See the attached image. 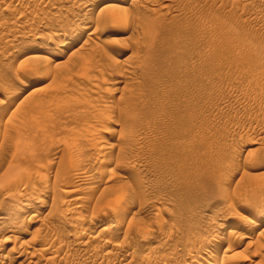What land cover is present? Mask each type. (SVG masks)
<instances>
[{
    "label": "rangeland",
    "instance_id": "1",
    "mask_svg": "<svg viewBox=\"0 0 264 264\" xmlns=\"http://www.w3.org/2000/svg\"><path fill=\"white\" fill-rule=\"evenodd\" d=\"M132 1L0 0V176L21 148L34 174L0 183V264H190L210 240L227 263L264 264V0ZM113 4L130 21L103 34ZM85 123L100 157L79 153Z\"/></svg>",
    "mask_w": 264,
    "mask_h": 264
},
{
    "label": "bare ground",
    "instance_id": "2",
    "mask_svg": "<svg viewBox=\"0 0 264 264\" xmlns=\"http://www.w3.org/2000/svg\"><path fill=\"white\" fill-rule=\"evenodd\" d=\"M138 1H139V0H133L132 3H131V5L133 6V4H137ZM113 3H114V2H113ZM110 4H111V3H110ZM148 4H149V3H148ZM113 5H114V4H113ZM113 5H105L104 7H102V8L100 9V11H98L99 14H101V13H102V14H103V13L109 14V16L107 17V21H106V22H104V18L101 17V18H102V21H103L105 24L108 23V25L105 26V27H106V28L104 29L105 31H104V30H103L104 32L101 31V32H103V34L106 33V32H113V31L115 30V28H117V27H119V29H120V26H119V25H122V27H123V24H125V23L127 22L128 17H127V19L124 18L123 20H121V19H119V17H118V18L116 17V16H118V15H115V14L113 15V14H112L113 12L115 13V11H114V9H113V7H115V5H114V6H113ZM131 5H130V6H131ZM149 5H150V4H149ZM150 6H151V5H150ZM150 6H149V7H150ZM116 8H117V7H116ZM164 8H165V7H163V9H164ZM166 8H167V7H166ZM166 8H165V9H166ZM142 9H143V7H142ZM145 9H148V7H147V8H144L143 10H145ZM167 9H168V8H167ZM112 10H113V11H112ZM115 10H116V9H115ZM101 11H102V12H101ZM130 11H131V10H130ZM148 11H149V10H148ZM100 12H101V13H100ZM132 13H133V11H132ZM110 14H112V15L110 16ZM128 14H129V13H128ZM136 14H137V13H136ZM136 14H135V15H136ZM138 14H139L140 16H139V18L137 19V25H140V26L142 27V29H144V31H145V36H146V43H147V44L145 43V45H148V43H150L151 40H152V37H153V34H154V27H156V25H155L154 22H152V21H150V20L148 19L147 15H146V12H144V11H140V12H138ZM97 15H98V14H97ZM132 15H133V14H132ZM132 15H131V16H132ZM135 15H134V16H135ZM128 16H129V15H128ZM134 16H132L131 18L135 20L136 18H133ZM99 17H100V16H99ZM129 17H130V16H129ZM96 19H97V18H96ZM96 19H95V20H96ZM129 19H130V18H129ZM129 19H128V20H129ZM95 20H94V22H95ZM105 20H106V19H105ZM98 21H99V20H98ZM119 21H122V23H120ZM129 21H130V20H129ZM135 21H136V20H135ZM135 21H134V22H135ZM103 22H102V23H103ZM96 23H97V20H96L94 26L98 28L99 26H98V25L96 26ZM118 24H119V25H118ZM135 24H136V23H135ZM115 26H117V27H115ZM84 27H85V26H84ZM86 28H88V27H86ZM83 29H85V28H83ZM94 29H96V28H94ZM99 29H100V27H99ZM116 30H117V29H116ZM116 30H115V31H116ZM95 31H96V30H95ZM92 32H93V31H92ZM96 32H98V31H96ZM96 32H95V33H96ZM116 32H117V31H116ZM74 38H75V37H74ZM64 42H65V41H64ZM67 42H69V41H67ZM51 43L53 44V43H54V40L51 39ZM84 43L87 44L86 41H85ZM84 43H83V44H84ZM103 43H104V42H103ZM83 44H82V45H83ZM61 45H62V44H61ZM66 45H67V43L64 44V46H66ZM68 45H69V44H68ZM68 45H67V46H68ZM83 46H84V45H83ZM86 46H87V45H86ZM98 46H99V45H97V47H98ZM101 46H102V45H100L99 48H100ZM105 46H106V45H105ZM61 47H62V46H61ZM88 47H89V45H88ZM102 47H103V46H102ZM83 48H84V47H82V49H83ZM91 48L95 51V46H93V47H91ZM99 48H97V49H99ZM103 48H104V47H103ZM105 48H106V47H105ZM86 49H87V48H86ZM92 49H90V53H91V51H92V53H93V50H92ZM57 50H59V49H57ZM62 50H63V48H62ZM83 50H84V49H83ZM102 50H103V49H102ZM104 50H105V49H104ZM53 52H54V51H53ZM58 52H59V51H58ZM90 53H89V54H90ZM94 53H95V52H94ZM96 53H97V52H96ZM131 53H132V52H131ZM52 55H53V54H52ZM93 55H94V54H93ZM98 55H99V54H98ZM130 55H131V57H132V55H136V53L133 52V54H130ZM85 57H87V56L85 55L84 58H85ZM94 57H95V56H94ZM80 58H81V57H80ZM46 59H48V58H46ZM46 59H44L45 62H43V65H44V64L47 65V68H46L45 70L48 71V72H49V71H50V72L53 71L52 68H54V70H55L56 67H57V66H55L56 63H55V62H50V61H49L50 59L48 60V61H49V62H48V61H46ZM128 59H129V58H128ZM44 60H43V61H44ZM129 60H131V58H130ZM39 63H40V62H39ZM39 63H38V64H39ZM41 63H42V61H41ZM49 63H50V64H49ZM57 63H58V62H57ZM36 65H37V64H36ZM40 65H41V64H40ZM65 65H66V64H65ZM80 67H81V66H80ZM38 68H40V67H38ZM103 68H104V67H103ZM78 69H79V68H78ZM76 70H77V69H76ZM83 71H85V70H83ZM88 71H89V70H88ZM99 71L102 73L101 70H99ZM127 71H128V69H127ZM127 71H124V72H127ZM43 72H44V71H43ZM50 72H49V73H50ZM53 72H54V71H53ZM85 72H86V71H85ZM104 72H105V71H104ZM49 73H48V75H49ZM86 73H88V72H86ZM92 73H93V72H92ZM101 73H100V75H104V74H101ZM121 73H122L121 75H123V72H121ZM127 73H128V72H127ZM50 74H51V73H50ZM61 74H62V71L60 72V75H61ZM65 74H66V73H65ZM89 74H91V73L89 72ZM97 74H99V72H97ZM106 74H107V73H106ZM114 74H115V73H114ZM125 74H126V73H125ZM63 75H64V73H63ZM79 75H80V73H79ZM86 75H88V74H86ZM86 75H85V76H86ZM109 75H110V74H109ZM67 76H68V75H67ZM67 76L64 75V76H61V77H64V80H65V78L67 79ZM81 76H82V75H81ZM83 76H84V75H83ZM88 76H91V75H88ZM94 76H95V78H96V80H95V82H96L98 78L96 77V75H94ZM94 76L92 75L93 78H94ZM127 76H128V74H127ZM51 77H52V76H51ZM61 77H60V78H61ZM100 77H101V76H100ZM123 77H124V75H123ZM129 77H130V76H129ZM49 78H50V75H49L48 77H46V79H49ZM84 78H85V77H84ZM84 78L81 79V80H85ZM95 78H94V79H95ZM103 78H104V77H103ZM103 78H100V79H103ZM90 79H92V78L90 77ZM104 79H105V78H104ZM104 79H103V80H104ZM128 79H129V78L127 77V80H128ZM130 79H131V78H130ZM60 80H61V82H62L63 78H61ZM103 80H102L101 82H103ZM125 80H126V77H125ZM66 81H67V80H66ZM66 81H65V82H66ZM90 81L92 82V80H87V77H86V82L91 83ZM93 81H94V80H93ZM84 82H85V81H84ZM104 82H105V81H104ZM62 83H63V82H62ZM82 83H83V82H82ZM89 83H88V86L90 85ZM98 83H100V82H98ZM98 83H97V84H98ZM82 85H83V88L86 87V89H87L88 86H84V85H86V84H82ZM23 86H24V85H23ZM95 86H96V87H94V88L96 89L98 85H95ZM99 86H100V85H99ZM92 87H93V83H92ZM83 88H82V89H83ZM86 89H85V91H86ZM89 89H91V88H89ZM89 89H88V90H89ZM97 89H101V88L98 87ZM37 90H39V92L42 93L44 90H46V87L40 85V86L38 87ZM37 90H36V92L38 93ZM77 90H78V88H77ZM92 90H93V89H92ZM85 91H83V92H85ZM89 91H90V90H89ZM89 91H88V92H89ZM96 91H97V90H96ZM96 91L94 90V91H91V92H92V94H93V93L96 92ZM98 91H100V90H98ZM106 91H107V89H106ZM36 92L34 91L33 93L35 94ZM107 92H109V90H108ZM33 93H32V95L34 96ZM85 93H86V92H85ZM87 94H88V93H87ZM29 95H31V93H30ZM32 95L30 96V98L33 97ZM54 95H55V94H54ZM56 95H57V94H56ZM88 95L90 96L91 94H88ZM88 95H87V96H88ZM35 96H36V95H35ZM52 96H53V94L50 96V100H53V102H54V101H55L54 99H56V97L54 98V97H52ZM83 96H85V94H84V95H81V98H82ZM87 96H85V97H83V98L85 99L86 104L88 103V106H87L85 103H83V102H84V99L82 98V101L80 100L79 102L83 103V105H81V103L78 102V104L80 105V108H81V107H82V108L85 107L84 104H85L88 108H89V106H91V105H93V106H94V105H95V106L98 105L97 107H99V104H100V103H98V104L96 105V103H97L98 101H96L95 99H94L93 101H96V103H93V104H90V105H89L90 102H88L87 100H89V99L92 100L93 98H92V97L89 98V96H88L89 99H86ZM28 97H29V96H28ZM51 97L54 98V99H52ZM33 98H34V97H33ZM57 99H58V95H57ZM57 99H56V100H57ZM39 100H40V99H39ZM36 101H37V100H36ZM45 102H46V101H45ZM51 102H52V101H51ZM39 103H40V102H39ZM42 103L44 104V102H42ZM48 103H49V102L47 101L46 104H47V106L49 107V106H50L49 104H51V103H49V104H48ZM101 103H102V101H101ZM43 104L40 103L39 106H40V105H43ZM37 106H38V104H37ZM45 106H46V105H45ZM47 106H46V108H47ZM93 106H92V108H93ZM95 106H94V107H95ZM102 106H103V104H102ZM87 107H85L86 110H88ZM100 107H101V106H100ZM90 108H91V107H90ZM92 108H91V110H94V115H95V111H99V109H100V108H98V110H97L96 108H94V109H92ZM48 109H49V108H48ZM95 109H96V110H95ZM101 109H103V107H102ZM91 110H90V111H91ZM104 110H105V109H104ZM108 110H109V109H108ZM88 111H89V110H88ZM88 111H87V113H88ZM85 112H86V111H85ZM92 112H93V111H92ZM107 112H108V111H107ZM109 112H110V111H109ZM87 113H86V114H87ZM96 113H98V112H96ZM103 113H104L105 115L102 114V112H101V114H102L103 116L100 115V112H99L97 115H98V116H102V117L106 116V111L103 112ZM88 114H89V113H88ZM108 114H109V113H108ZM108 114H107V118H108V116L110 117V115H108ZM94 115L92 116V119H95V118H93ZM111 116H112V115H111ZM95 117H96V116H95ZM89 118H91V115H90ZM105 118H106V117H105ZM105 118H104V119H105ZM87 119H88V117H87ZM87 119H86V120H87ZM104 119H103V120H104ZM108 119H111V118H108ZM86 120H85V121H86ZM90 120H91V119H90ZM90 120H88V121L90 122V123L88 122L89 124H91V121H90ZM88 123H87V124L85 123L87 126H85L84 128H81V129H83V130H81V133H80V132H78V133L81 134L80 139H82V137H85V136L88 137V136H89V138L86 137V138H87L86 141H87L88 139H91V140H88V141H92V143L95 144V143H97V140H98V139H97L98 136L95 135V134H97V133H96V130H95L96 127H95V129H92V128H91V130H90V129H87V127L89 126ZM92 124H93V125L95 124L94 126H97V129L99 128V125H96V123L93 122ZM20 125H21V126H18V128H19V127H20V128H21V127H24V124H20ZM93 125H91V126L93 127ZM100 126H101V125H100ZM18 128H17V130H18ZM93 128H94V127H93ZM10 129L16 131L14 125H11V128H10ZM88 130H89V131H88ZM94 130H95V131H94ZM90 131H91V132H90ZM93 131L95 132V134H93ZM17 132H18V131H17ZM92 134L95 135L94 137H96V141H95V139H94V141L92 140V139H93ZM91 137H92V138H91ZM83 140H85V139H83ZM86 141H83L84 144L87 143V145H88V144L91 143V142L88 143V141H87V142H86ZM79 142H80V141H79ZM92 143H91L90 147H89V145H88V147H89L88 149H91V150H92V148H93V150H94L93 152L95 153V148H94L95 145L92 144ZM84 144H83V143H80V145H79V148H80V150H81L80 152H79L78 147H77V150H78L79 153H82V154H83V153H84V152H83L84 150H87V152L89 151V150L87 149V147H84V146H86V144H85V145H84ZM23 151H24V149L22 150V148H21V149L17 152V155H16V157H15V163H16V165L13 166L12 168H7V169L3 172V175L0 176V183H2V184H4V185L6 184L5 186H6L7 189H8V187H7V185H8L9 188H10V189H8V190H11L12 186L16 187V186H15V185H16L15 182L18 183L19 181H22V180L25 181V177H26V180H27V178L29 179V177H27V176L30 175V173H28V174H27V172H25L24 174L20 173V172H23V171H21V168H26V166H27V164H26V165H23V164H21V163L19 162L20 157H21ZM85 152H86V151H85ZM90 152H92V151H90ZM96 152H97V151H96ZM30 153H33V152L30 151ZM100 153H101V152H100ZM85 154H86V153H85ZM87 154H88V153H87ZM95 154H99V153H95ZM106 155H107V154H106ZM98 157H100V154H99ZM86 161H88L87 158H86ZM95 161H96V160H95ZM102 162H104V159H103ZM108 162L110 163V160H109ZM81 163H82V162H81ZM84 163H85V162H84ZM88 163H89V162H88ZM99 163H100V162H99ZM41 164H42V163H39V165H41ZM84 165H87V163H85V164H83V165H81V166H84ZM43 166H44V165H41L40 168H38L37 172H35V174H36L35 177H36V178L39 177V179L42 180L41 183H43V181H45V183L47 184V181H48V180L46 179V178H47V177H46V174H45V175H44V174L42 175V172L45 171L44 169H41ZM81 166H80V167H81ZM80 167H79V168H80ZM72 168H74V167H72ZM72 168H71V169H72ZM79 168H76L77 171L80 170ZM87 168H88V165H87ZM76 169H74V170L76 171ZM46 170H47V169H46ZM66 170H67V166H66V167H63V168L61 169V172H64V171H66ZM74 170L72 169L73 172H74ZM82 170H85V169H82ZM82 170H81V171H82ZM87 170H88V169H87ZM89 170H90V168H89ZM90 172H91V171H90ZM19 173H20V174H19ZM79 173H80V171H79ZM79 173H78V174H79ZM21 174H22V175H21ZM74 174H75V173H74ZM85 174H87V173H85ZM85 174L83 173V175H85ZM30 176H34V174H33V175H30ZM75 176H76V178H79L80 176H82V174H80L78 177H77V175L75 174ZM85 176H86V175H85ZM45 177H46V178H45ZM19 178H20L21 180H20ZM23 178H24V179H23ZM80 178L83 179V180H85V178H82V177H80ZM80 178H79V180H80L79 182L81 183L82 180H81ZM87 178H88V177H87ZM29 180H31V179H29ZM29 180H27V181H29ZM36 180L38 181V179H36ZM73 180H74V179H73ZM75 180H77V179H75ZM27 181H26V182H27ZM85 181H87V180H85ZM85 181H84V182H85ZM4 182H5V183H4ZM26 182H23V183H25V185L23 184L24 189H25V188H28V184H29V182H27V183H28L27 185H26ZM30 182H31V181H30ZM49 182H50V181H49ZM49 182H48V183H49ZM75 182H77V181H74V183H75ZM82 182H83V181H82ZM99 182H100V181H99ZM77 183H78V182H77ZM85 183H86V182H85ZM2 184H1V185H2ZM30 184H31V183H30ZM46 184H44V185L46 186ZM75 184H76V183H75ZM81 184H82V183H81ZM20 185H21V182H20ZM31 185H32V184H31ZM31 185H30V186H31ZM79 185H80V184H77V186H79ZM84 185H85V184H84ZM86 185H88V184H86ZM5 186H3V187H5ZM1 187H2V186H1ZM32 187H33V185H32ZM6 188H4V190H5ZM66 188H67V187H66ZM68 188H69V186H68ZM68 188H67V189H68ZM0 189H1V188H0ZM36 189H37V188H34V189H32V190H35V191H36ZM8 190H7L6 192H9ZM26 190H27V189H25L24 192H26ZM81 190H82V189H81ZM93 190H94V188H93ZM2 191H3V190H2ZM12 191H13V190H12ZM30 191H31V190H30ZM37 191H38V189H37ZM4 192H5V191H4ZM0 193H1V192H0ZM32 193H33V191H32ZM37 193H38V192H37ZM72 194H73V193H72ZM69 195H70V194H69ZM73 196H74V195H73ZM19 197H20V195H19ZM64 197H65V196H64ZM66 197H69V196H66ZM75 200H76V199H75ZM120 200H121V199H120ZM124 200L127 201V200H129V199H126V198H125ZM124 200H123V201H124ZM71 201H72V200H71ZM126 201H125V202H126ZM115 202H116V203H115ZM128 202H129V201H127V203H128ZM131 202L134 203L133 200H132ZM23 203H24V202H23ZM114 203H115L114 208L110 211V212H112V215H113V214L115 215V214H117V213L119 214V212L122 213V212L125 210L123 207H124L125 205H127L126 203H122V204H124V206L122 207V205L119 204L118 201H114ZM128 204H130V203H128ZM131 205H132V204H131ZM135 207H136V206H135ZM126 208H127V207H126ZM126 210H127V209H126ZM126 210H125V211H126ZM123 213H124V212H123ZM115 216H116V215H115ZM115 216H113V217L116 218ZM117 216H118V215H117ZM122 216H123V215H122ZM117 218H118V217H117ZM117 218H116V219H117ZM121 219H122V218H121ZM116 221H118V219H117ZM119 221H120V218H119ZM117 224L119 225V223H117ZM11 225H12V224H11ZM119 227H120V226H119ZM114 228H115V227H114ZM219 228H220V227H219ZM116 229H117V228H116ZM245 230H246V229H245ZM12 231H14V230H12ZM107 232H108V231H107ZM113 232H114V231H113ZM263 232H264V231H263ZM110 233H112V232L110 231ZM113 234L117 235L116 233H113ZM243 234H245V233H243ZM233 235H234V233H233ZM11 236H12V235H11ZM117 236H118V235H117ZM213 236H215V234H214ZM213 236H212L210 239H212ZM231 236H232V235H231ZM239 236H240V235H239ZM239 236H238V237H239ZM9 237H10V236H9ZM12 237H13V236H12ZM110 237H111V236H110ZM118 237H119V236H118ZM10 238H11V237H10ZM13 238H14V237H13ZM13 238H12V239H13ZM111 238H112V237H111ZM114 238H115V237H114ZM228 238H229V237H228ZM239 238H240V237H239ZM250 238H252V237H250ZM116 239H118V238H116ZM203 239H204V238H203ZM203 239H202V240H203ZM231 239H232V238H231ZM248 239H249V238H248ZM248 239H247V237H241V238H240V240H242V242H243L244 240H248ZM113 240H114V239H113ZM228 240H229V239H228ZM232 240H233V239H232ZM251 240H252V239H251ZM211 241H212V240H210V241H208V242L205 241V244L202 245V248H201V249L198 248V250L192 251V253H191L190 256L188 255V256L190 257V258H189V257H188V258L191 260V261H189V262H191L190 264H232V263H227V261H225V259L223 260V257H222V259L220 258V253H219V252H220V250H221V246H222V245L219 246V244H218V243L215 244V242H214V244H213ZM249 241H250V240H249ZM249 241H248V242H249ZM122 242H123V241H122ZM184 242H185V241H184ZM188 242H189V243H188ZM188 242H187V244H191L190 241H188ZM191 242H192V241H191ZM200 242H202V241L200 240ZM203 242H204V241H203ZM203 242H202V243H203ZM221 242H222V241H221ZM226 242H227V241H226ZM192 243H193V242H192ZM197 243H198V242H197ZM202 243H201V244H202ZM250 243L252 244V241H251ZM250 243H248V244H250ZM258 243H259V242H258ZM195 244H196V243H195ZM195 244H193V245H195ZM220 244H221V243H220ZM240 244H241V243H240ZM246 244H247V242H246ZM246 244H245V245H246ZM248 244H247V245H248ZM47 245H48V244H47ZM121 245H123V244L121 243ZM191 245H192V244H191ZM191 245H190V247H191ZM199 245H200V244L198 243V245H195V246H198V247H199ZM217 245H218V246H217ZM43 246H44V245H43ZM49 246H50V245H49ZM184 246H185V245H184ZM200 246H201V245H200ZM241 246H242V245H241ZM248 246H250V245H248ZM248 246H247V248L245 247V249H243L241 252L237 251L238 253L233 254V256L236 255V256H234V258L237 257L236 259H238V260H239L240 258H242V260H245L246 257H248L247 255H249V256H250V255H253V254H248L249 252L247 253V250L249 249ZM261 246H262V245H261ZM179 247H180V246H179ZM185 247L187 248V245H186ZM188 247H189V245H188ZM213 247H214V248H213ZM222 247H223V246H222ZM228 247L230 248V246H228V242H227V248H228ZM237 247H239V246H237ZM237 247H236V248H237ZM250 247H251V246H250ZM257 247H258V246H257ZM257 247H256V248H257ZM263 247H264V246H263ZM46 248H47V247H46ZM49 248H50V247H49ZM175 248H176V247H175ZM182 248H183V247H182ZM194 248H195V247H194ZM212 248H213V249H212ZM229 248H228V250H225V249H224V250H225V251H223V252L225 253L224 255H226V253H229V252H228V251H230ZM180 249H181V248H180ZM188 249H189V248H188ZM188 249H186V250H188ZM190 249L192 250V248H190ZM258 249H261V251L264 250V249L261 248V247L258 248ZM11 250H12V249H11ZM13 250H14V249H13ZM43 250H44V248H43ZM45 250L48 251L49 249H48V250L45 249ZM211 250H214V251H211ZM240 250H241V249H240ZM244 250H246V251H244ZM9 251H10V250H9ZM46 251H45V252H46ZM181 251H182V250H181ZM243 251H244L245 253H244ZM258 251H260V250H258ZM43 252H44V251H43ZM50 252H51V251H50ZM52 252H53V251H52ZM154 252H155V251H154ZM21 253H23V252H21ZM24 253H25V251H24ZM32 253H33V252H32ZM172 253H173V252H172ZM176 253H177V252H176ZM178 253H179V252H178ZM184 253H185V252H184ZM187 253H189V252H186V253H185L186 256H187ZM259 253H261V252H259ZM27 254H28V253H27ZM170 254H171V253H170ZM180 254L182 255V253H180ZM176 255H177V254H176ZM181 255H180V256H181ZM221 255H223V254H221ZM173 256H174V254H173ZM245 256H246V257H245ZM17 257H19V256H17ZM26 257H27V256H26ZM30 257H31V256H29L28 258L30 259ZM176 257H177V256H175V258H176ZM181 257H182V256H181ZM257 257H258V256H257ZM28 258H26V259H28ZM165 258H166V257H165ZM224 258H225V257H224ZM228 258H229V257H228ZM243 258H244V259H243ZM249 258H252V257L250 256ZM167 259H168V258H167ZM183 259H184V257H183ZM43 260H44V259H43ZM50 260H51V259H50ZM185 260H186V259H185ZM247 260H248V258H247ZM224 261H225L226 263H225ZM248 261H250V260H248ZM47 262H48V261H47ZM47 262H46V264H48ZM183 262H184V261H183ZM187 262H188V261H187ZM252 262H253V261H252ZM257 263H258V262H257ZM127 264H129V263H127ZM182 264H185V262L182 263ZM234 264H235V263H234ZM255 264H256V263H255Z\"/></svg>",
    "mask_w": 264,
    "mask_h": 264
}]
</instances>
